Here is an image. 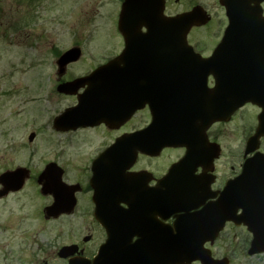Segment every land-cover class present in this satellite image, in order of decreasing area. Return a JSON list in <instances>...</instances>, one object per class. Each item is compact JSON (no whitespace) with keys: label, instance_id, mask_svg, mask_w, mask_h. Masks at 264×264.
Returning a JSON list of instances; mask_svg holds the SVG:
<instances>
[{"label":"flooded vegetation","instance_id":"obj_1","mask_svg":"<svg viewBox=\"0 0 264 264\" xmlns=\"http://www.w3.org/2000/svg\"><path fill=\"white\" fill-rule=\"evenodd\" d=\"M157 1L131 0L127 40L108 25L115 44L105 52L97 38L108 29L67 49L45 39L56 68L46 100L55 94L67 104L40 123L60 136L65 154L43 169L61 168L64 200L55 214L46 210L55 189L39 182L33 129L30 164L0 173H24L21 182H0V264H53V242L38 236L58 221L67 238L58 250L75 246L69 257L92 259L111 236L110 264H167L168 242L180 252L170 264H264V0ZM151 9L164 19L194 12L196 22L143 25ZM71 48L77 59L61 66ZM19 106L10 119L25 114ZM13 131H4V147L20 153L25 144L14 143ZM22 193L28 205L38 202L33 210L5 208Z\"/></svg>","mask_w":264,"mask_h":264},{"label":"rangeland","instance_id":"obj_2","mask_svg":"<svg viewBox=\"0 0 264 264\" xmlns=\"http://www.w3.org/2000/svg\"><path fill=\"white\" fill-rule=\"evenodd\" d=\"M116 2L117 0H0V173L17 164L29 163L33 145L30 146L28 142L27 144L26 139L33 129H37L39 133L35 142L37 162H33L37 170L41 172L44 164L52 159L62 163L59 157L63 154L60 136L55 134L52 137L53 132L49 127L40 126L44 119L57 115L67 104L66 99L55 94H52L50 105L46 100L51 94L48 77L50 74H55L56 68L51 60V51L48 50L50 46H46L45 39H54L53 48L67 49L81 42L83 38L96 37L99 33H103V29H108V25H116L119 11ZM97 42L102 52L111 49L115 44L111 30L108 29L103 35L100 34ZM83 59L85 58L81 60ZM80 64L82 69L89 68L87 64L93 63ZM74 67L76 68L77 65ZM5 92L7 94L4 95ZM28 97L35 98L37 100L35 104L25 103L29 101ZM20 100L22 102H19ZM19 105L27 107L25 114L10 119L9 114ZM35 110L38 113V120L31 124L32 113L36 114ZM13 128L14 143L18 144L22 140L25 144L20 153L5 150L4 147L6 138L3 133ZM15 149L16 147L13 148ZM23 193L13 197L20 200L10 197L5 208L16 210L18 206L26 205L20 215L28 214L30 209L33 210L38 202L33 201L28 205ZM39 200L42 204L48 201L44 198ZM2 207L0 204V208ZM5 215L6 210H0V220H4ZM31 223L34 225L37 222L31 218ZM54 223L53 233L47 231V228H40L38 241L40 244L46 239L52 241L56 252L53 264H63V261L57 257V250L67 241L65 228L59 221ZM58 225H61L59 229ZM2 232L0 228V241L5 236ZM6 249L12 255L13 249ZM39 256L43 254L39 252ZM2 260L0 251V261Z\"/></svg>","mask_w":264,"mask_h":264},{"label":"water","instance_id":"obj_3","mask_svg":"<svg viewBox=\"0 0 264 264\" xmlns=\"http://www.w3.org/2000/svg\"><path fill=\"white\" fill-rule=\"evenodd\" d=\"M130 2H131V0H125V2H124V4H123V6H122V10H121V13H120V18H119V21H118V25H119V28H120V30L122 31V33H123V35H124V37H125V39L127 40V31H128V25H130V20H131V16H130V12H131V10H130ZM159 13L157 12V11H155V10H150L148 13H147V16H146V18H149V20H150V22L151 23H145V22H143V24H145V25H153V23L152 22H154V20L156 21V19L157 18H155L156 17V15H158ZM179 20V23L177 24V25H181V22H182V20H181V18H179L178 19ZM178 20H173V21H164L163 22V24H168V23H177V21ZM158 21H159V19H158ZM148 22V21H147ZM77 54H78V52L76 51V50H70V51H67L61 58H60V60H59V63L63 66V65H65L66 63H68V62H70V61H72V60H74V59H76V57H77ZM60 119H62V117H60ZM60 119H58L55 123H58L59 122V120ZM22 171V170H21ZM49 171V172H48ZM51 172V170H49V168H47L41 175H40V179L41 178H43L44 176H46V175H48L49 173ZM4 176H6L7 178L8 177H11L10 178V180H14V181H19L20 180V182L22 181L21 180V176H20V174H7V175H2L1 177H0V182H2L3 180H4ZM59 176V175H58ZM53 185L55 186V188L56 187H58L57 189H59V191H60V194L56 197V203L57 204H61V203H63V200H64V196H63V194H62V192H63V188L61 187L62 185L60 184V180L56 183V184H54L53 183ZM48 188V185L47 184H45L44 185V188ZM58 191V192H59ZM71 252L72 251H70V248H63V249H61L60 250V252H59V256H61V257H66V256H68L69 254H71ZM173 258H175V257H173ZM172 260H174V259H172V257H168L167 258V264H169L170 262H172ZM99 261H101V258H100V256L98 257V258H96L94 261H93V263H91V264H99ZM69 264H90L88 261H83V260H72V261H70L69 262Z\"/></svg>","mask_w":264,"mask_h":264}]
</instances>
